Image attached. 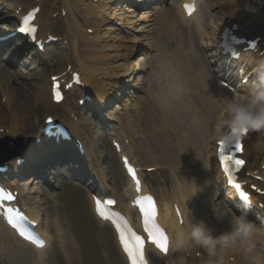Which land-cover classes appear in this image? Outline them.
Instances as JSON below:
<instances>
[{"label":"bare ground","instance_id":"obj_1","mask_svg":"<svg viewBox=\"0 0 264 264\" xmlns=\"http://www.w3.org/2000/svg\"><path fill=\"white\" fill-rule=\"evenodd\" d=\"M48 1L30 2L31 6L36 5L33 8H41L36 21V24L40 26V36L48 39L50 36L48 31L57 27L65 12L64 24L59 25V30L62 32V40L69 39L67 48L69 47L73 53V61L68 64L81 72L86 87L85 91L95 97L92 104L97 109V115L100 116L102 110L110 116V120L118 121L120 135L124 141H130V145L125 144V148L132 156H134L132 146L137 149V159L141 166L147 167V169L148 167H160L164 172H161L162 176L172 187L163 197L159 196L163 209L161 220L173 236L170 256L172 253H176V257L170 260V264L173 259L176 260V264H202V261L207 258L205 249L190 241L186 242L183 247L178 246L179 238L187 230L189 221L193 224L203 221L215 237L231 231L232 215L239 216L242 213L235 212L221 197V187L218 186L216 177L217 147L215 142L218 139L215 138L214 125L220 114L221 105L225 99L232 96L221 89L218 84L215 85L217 81L213 82L212 76L210 77L205 72L206 68L203 66L199 46H196V44L199 45V42L191 43L188 40L190 35L194 36L196 40L198 38L206 40L205 43L212 44L213 53L216 56L218 54L216 48L218 30L238 23L242 32L247 31L248 35L255 34L258 37H263L262 43H264V6L262 9H256L262 4L256 7L253 0H218L228 2L232 6L231 13L226 15L223 21L216 20L214 16H211L208 20L211 31L206 32L209 26H204L200 12L190 19L183 17L182 24L178 25L173 12L164 5L159 7L155 4L153 10L142 6L143 2L148 3L151 0H90L86 3H83V0ZM129 1H137V6L130 8L126 4ZM183 1L187 0L180 2ZM211 1L216 2L215 0ZM10 5L16 8L25 6L22 0L12 2ZM58 5L59 9H56ZM58 11L60 17L54 19L53 14ZM254 11L260 13V17L256 18L257 21L242 23L244 19H249L250 14ZM179 12L182 13L181 7ZM108 15L111 17L109 18ZM190 22L196 24L197 32L194 28L191 32L188 25L184 24ZM159 25L167 28L166 33H170V36L176 40L177 47L173 53L168 50L167 45L170 42H167L166 45L160 42ZM88 30H92L93 34H89ZM145 34L149 36V39L148 37L142 39V35L145 36ZM122 37L132 44L121 47L116 45V41L123 40ZM105 39L106 44L104 45ZM109 40L113 43L112 45ZM143 40L148 42L149 51L153 52V55L147 52L146 55L134 60L136 53L141 48L139 42H143ZM261 45L264 50V45ZM19 55L14 57V61ZM45 56L48 61H51L47 54ZM261 61H264V57L248 55L246 65L253 68L255 62L258 66ZM146 63H150L155 69L150 79L136 75ZM220 66L222 68V65ZM159 72L166 77L164 82L167 86H162V93L156 96L155 93L150 92V88L154 79L156 82L161 80L157 76ZM5 73V69L0 66V94L6 98L5 104L0 103V138L6 135L24 134L26 136L28 134L27 140L31 143L29 134L38 133L35 137L38 140L41 139L38 132L41 120L39 119L38 124L32 120L34 114L41 112L42 107L35 105V101H40L45 103L43 112L48 115H57L60 120L67 122L73 131L75 140L80 141L86 149L87 160L96 164V167L93 166V170L96 171L99 165L95 159L94 144L92 141L87 142L86 146L83 143V140L87 139V133L90 132L88 131L89 126L86 131L79 122L72 120L69 116L70 108H66L67 102L62 108L54 105L51 91L50 95L36 91L30 95V98L25 99L21 91L15 93L7 85ZM121 79L127 81L122 82ZM253 79L255 77H252L251 83ZM127 85H131V87ZM139 85H142L141 88L135 89ZM147 86H149L148 89ZM249 87L250 84L246 88L240 89L239 93H246ZM165 89L168 90L167 93H165ZM138 90H144L148 96L133 99L132 94L135 95ZM124 97L126 99L123 102ZM120 102L123 104L118 105ZM104 104L108 107L107 113ZM67 106L69 105L67 104ZM146 136L149 139H146ZM140 138L143 140L138 145L137 140ZM47 140L48 138L44 136L43 141L47 142ZM55 148L57 150L54 155ZM66 149L63 146L48 147L46 152H42L43 149L38 150L37 147L30 145L21 156L25 158V163L22 166L18 164L19 159L12 162L14 172L22 174L24 173L23 169H27L26 173H30L29 177L24 179L23 187L16 183L12 185L21 192L22 202L40 221V230L49 244L44 250L37 251L17 239L13 231L0 225V252L8 254L10 264H25L24 261L28 260L33 261L34 264H44V257L54 247L50 228H54L56 231L57 238L55 239L59 247L65 251L63 258L66 263L83 264L80 248L75 245L73 237L66 232L68 219L63 214L61 215L59 209L55 210L56 215L49 217L50 214L46 209L49 211L50 208L44 209L41 202H48V198L55 197L49 196L47 200L40 198L45 189L39 181L40 179L32 173L33 170L41 169V165L47 164L45 172L51 177L60 165L54 164V162H60L57 159L63 158L64 155H73ZM140 150L142 151L140 152ZM58 151L60 153L62 151V154H59ZM46 153L50 159L42 160V156ZM243 157L247 160L243 171L245 176L255 173L264 177V130L248 134L244 143ZM109 168L103 167L104 174L110 180H114L112 172L108 174ZM210 168L212 171H216L214 176H209ZM147 169L145 168V171ZM96 177L107 184L105 177L100 176L98 170ZM126 180L128 182V179ZM262 186L264 187V184ZM104 189L105 192H109V185H104ZM226 192L228 193L225 198L232 199L233 193L228 189ZM129 195L133 196V193L129 192ZM88 201L97 222L96 235L104 244L103 251L106 253L113 248L118 253V262H114L113 258L109 257V263L127 264L115 235L113 244H110L104 236L109 225L96 217L94 204L91 200ZM173 201H179L183 208L185 223L182 227L178 225L173 213ZM233 202L238 203L235 199ZM225 207L231 210L230 214L218 216L217 208L222 211ZM129 214H131V210H129ZM42 215L45 216V220ZM247 219L257 227L264 228V220L262 222L251 220L249 217ZM254 239L257 245L256 251L264 253V236L258 235ZM83 240H85L84 237ZM197 252H201L200 258L195 257ZM105 253L104 256H106ZM187 253L188 256H186ZM219 254L223 256L225 262L234 257L235 261L230 264H247L239 244H234ZM151 257L156 260L165 259L159 254H151ZM16 258H18V262H16Z\"/></svg>","mask_w":264,"mask_h":264},{"label":"rangeland","instance_id":"obj_2","mask_svg":"<svg viewBox=\"0 0 264 264\" xmlns=\"http://www.w3.org/2000/svg\"><path fill=\"white\" fill-rule=\"evenodd\" d=\"M30 1L32 0H23L25 4H29ZM205 1L206 0H201V4H202V9H204V11L207 12ZM215 1L216 2H213V1L209 2V3H212V5H214L215 14H218L219 16L223 15L222 18H225L226 15L231 13L230 8L225 9V6H222V3L220 1L218 0H215ZM262 1L264 0H260V3ZM177 2H178L177 0H169L168 2L166 1V3H161L159 5L161 6L165 5L167 9H174L178 5ZM150 10H151V7H150ZM57 13H59V11ZM57 13L53 14V17ZM138 14L139 12L137 13V15ZM56 17L58 18L59 16H56ZM257 17L259 16H254V19L256 20ZM159 28H160L159 29L160 42H163L164 45H166L167 42H170L167 45L168 50L170 53H173L174 51H176V47H177L176 40L174 39V37L170 36V33H166L167 28H164L161 25H159ZM103 29L104 27L102 28V30ZM53 33L58 35V33H61V31L60 30L58 31L55 28L53 30ZM142 36H143L142 39H146L145 37H148L149 39V36L147 34H145V36L144 35ZM103 42L105 45L106 39ZM188 42L194 43V42H197V40L194 36L190 35ZM110 43L111 45L113 44L112 42ZM143 43H148V42H144L143 40ZM143 43L140 42V44H143ZM115 44L121 47V46H126L125 44L129 45L130 43L128 41H125V39L123 38V40L116 41ZM66 45L67 44H65L64 42L62 44L60 43L59 45L53 46V48H51L49 51V55L54 61L56 72H61V71L64 72L66 68L68 67V63H69L68 61L73 59L72 51L71 49L67 48ZM8 58H9L8 55L4 54V59L2 61V65H4L6 69V75H4V77L7 80H11L10 82L13 88L17 89V91H21L25 99L30 98V95L36 91L41 92L42 94H48L49 89H50V82H49L50 70L48 68L46 61L44 62L40 61L34 64H29L32 60V56H29V55L27 56L25 54L20 59H18L14 64H9L6 62ZM202 62L209 72L208 62L206 61L205 53H204V57L202 56ZM154 72H155V69L153 68V66L150 65V67L146 68V70H142L140 73H141V76L144 77L145 79L147 78L150 79L152 77V74H154ZM157 76L161 78V80H158V82H156V79H154V82L152 83V87L150 88V92L155 93L156 96L157 95L159 96V94L162 93L161 87L165 85V82H164L165 77L161 72H159ZM148 88L149 86H147V89ZM14 92L16 93V91ZM139 92L137 93L138 97L140 96L143 98L144 96L142 94L143 92H140V95H139ZM167 92L168 90L165 89V93ZM71 99H72L71 107L73 108L74 113L78 117V120L80 119V123L82 125H85L86 127L88 126L90 128L93 127L92 128L93 130L92 132L89 133V136L96 143L98 154L103 153L102 158L107 159L104 161L103 165L110 167L108 169V174L112 172L113 176H116V173L114 170L116 169V165L114 164V158L112 156L110 144L107 138L108 136L107 137L103 136L102 134L103 132L101 133V130L99 129L98 122L92 119L91 121H88L90 120V117L87 116V114H84V112H82L80 109H76L77 107L76 99H73V98ZM0 103H1V100H0ZM35 105L41 107L43 106V103L40 101H36ZM39 115H37L36 117H33V119L34 120L37 119ZM146 139H149V138L146 136ZM142 140L143 138L142 139L140 138L137 140L138 145L141 144ZM104 144H106L107 147H105ZM149 144L151 145L150 141H149ZM141 151L142 150H140V152ZM122 178L123 177L120 176L118 180ZM163 180H164V177H163ZM51 181H52V186L51 185L50 186L52 188L50 187V189H48L46 187L44 191L45 195L42 196L41 198L45 200L46 197L50 195V193H52V195L53 194L57 195L55 198H56V202L59 203L58 205L59 210H61L62 214L68 219L69 226L67 228V231L73 234L74 241L76 240L77 245L81 250V254L83 257V264L102 263V257L98 252V248L96 246V243L93 237L95 227L93 224L92 214H91L90 209L85 203V196L81 193L82 189H84V185H82L79 182L75 184L63 182L62 177L54 178ZM147 181L149 184L152 185V187H154L156 190H159V191L163 190L164 185L168 186L166 182L164 181L161 182V176L157 177L153 174H151L150 177H147ZM59 183H61L62 185L58 186ZM114 185L115 183L113 184V186ZM56 202H54L53 200L49 201L48 203L46 202L47 204L46 207L47 208L48 206L50 207V213L52 216L53 214H55L53 211V207L55 206V204L53 203H56ZM52 234H54V231H52ZM85 236H87V239L85 238ZM83 237L85 238V240H83ZM55 250H56L55 256H57V258L60 259V252L58 251V247H55ZM51 264H60V262L58 261V263H55V258H52Z\"/></svg>","mask_w":264,"mask_h":264},{"label":"clouds","instance_id":"obj_3","mask_svg":"<svg viewBox=\"0 0 264 264\" xmlns=\"http://www.w3.org/2000/svg\"><path fill=\"white\" fill-rule=\"evenodd\" d=\"M254 71L255 79L252 80L248 91L234 93L230 99H225L220 107V114L214 125L215 138L220 142L238 144L248 133L264 130V61H261ZM230 212L227 207L222 211L217 208L218 216ZM258 235L264 236V228L257 227L243 213L239 216L233 214L231 231L215 237L203 221L197 224L189 221L187 230L179 238L178 246L183 247L190 241L206 250L207 258L202 264H225L223 256L219 253L239 244L247 264H264V253L256 251L254 237ZM171 264H176V260L173 259Z\"/></svg>","mask_w":264,"mask_h":264},{"label":"snow or ice","instance_id":"obj_4","mask_svg":"<svg viewBox=\"0 0 264 264\" xmlns=\"http://www.w3.org/2000/svg\"><path fill=\"white\" fill-rule=\"evenodd\" d=\"M193 9H189V11H192ZM38 11V9L34 10L32 13H29L23 20H22V26L18 29L22 33H26L30 35V38L35 39V33H36V27L31 24V21L34 20L35 12ZM252 47H255V44L251 45ZM55 79V78H54ZM53 94L54 98L56 100H61L63 97L61 95V92L59 91V85L54 84L53 87ZM223 142H221V148H220V160L221 163L224 166V170L226 172L231 173L234 169H237L239 166H242L244 164V161L242 159L236 158L234 155L228 153L225 154L223 149ZM236 149L242 150L241 145L238 143L236 146ZM125 167L134 180V182L137 184V191H139L140 181L137 178V169L132 167L127 158L124 160ZM230 183H233L236 188H240L239 183H237L233 176L230 175L229 177ZM241 195L245 200L248 199V197L242 192ZM2 198H12V194L10 192H6L3 188H0V199ZM96 203V209L98 214L105 219H110L113 215L120 218V223L116 225L117 233H118V239L120 241L121 247L123 251L126 253V255L129 258L130 264H147V261L144 257V246H145V240L144 238L137 234L131 226L128 224L127 220L123 217H120L119 213H113L110 209H107L106 206H110L115 204L116 202L112 199H108L105 201H101L99 199H95ZM135 203L137 205L141 206V211L143 213V223H144V231L148 234L149 240L154 243L158 248H160L162 251L167 252V241L168 238L165 234V231L157 224L156 222V208L152 201L151 196H145L138 198ZM11 223V221H9ZM21 235H25L23 232ZM26 238L32 239L31 236H27Z\"/></svg>","mask_w":264,"mask_h":264}]
</instances>
